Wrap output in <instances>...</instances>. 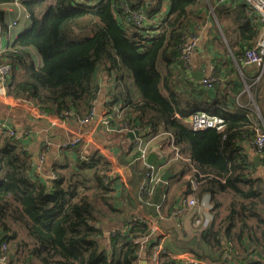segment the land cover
<instances>
[{
  "label": "trees",
  "instance_id": "1",
  "mask_svg": "<svg viewBox=\"0 0 264 264\" xmlns=\"http://www.w3.org/2000/svg\"><path fill=\"white\" fill-rule=\"evenodd\" d=\"M213 1L0 0V32L5 29V5L18 3L29 20L0 54V63L11 65L9 96L46 112L83 117L96 95L98 62L105 58L116 79L114 98L123 109L122 119L141 129L168 133L173 145L192 161L182 205L189 195L198 202L206 195L210 198L212 221L203 230L195 228L192 235L181 232L178 246L199 260L217 263L225 253L218 239L221 224L230 216L226 239L236 264H264V178L254 174L248 154L239 146L242 138H254L253 118L206 108L223 119L222 128L192 129L184 121L188 112L183 101L167 85L172 75L167 66L177 61L189 24ZM163 8L168 11L161 17ZM214 12L220 20L224 10L215 6ZM132 13L143 14L141 25L132 21ZM235 16L232 22L239 30L230 50L237 59L258 38L260 29L245 5ZM155 18L158 32L151 34ZM27 49L41 56L39 65ZM262 159L264 165V155ZM106 169L95 154L87 161L80 159L70 171L54 170L49 182L34 179L21 138L15 131L1 129L4 264H137L140 252L148 255L149 264H189L161 247L141 216H127V208L121 213L113 209L116 197L103 174ZM113 212L122 222L117 226L126 227L111 228L110 247H103L102 225ZM126 217H132L127 224Z\"/></svg>",
  "mask_w": 264,
  "mask_h": 264
},
{
  "label": "crops",
  "instance_id": "2",
  "mask_svg": "<svg viewBox=\"0 0 264 264\" xmlns=\"http://www.w3.org/2000/svg\"><path fill=\"white\" fill-rule=\"evenodd\" d=\"M243 5L241 0L224 4L215 0L213 4L201 10V16L188 26L198 37L195 49L187 65L179 55V60L167 66L172 73L167 85L183 101L182 107L188 115L196 110L209 113L206 108L211 111L221 108L230 113L247 114L253 118L255 138L257 131H264V89L257 91L253 84L264 75V66L237 64L230 50V47L236 46L239 30L238 24L233 23L232 18L236 17L235 14ZM215 6L224 10L220 20L216 14V17L208 14L209 9L214 10ZM2 8L5 29L0 32V54L29 25L28 18L24 17L25 11L18 3ZM167 11L163 8L159 14L161 17L165 16ZM252 12L258 20L257 13ZM221 23L226 29H222ZM27 51L34 64L39 65L42 60L37 51ZM239 68L243 69L242 75L249 82L250 89H247L243 82ZM258 68H261L260 73H256ZM210 73L216 74L219 81L211 89H207L203 86L202 79ZM96 80L97 91L91 102L95 114L87 121L82 122L79 115L71 113L46 112L9 96L7 99H0V124L3 129L15 131L21 138L29 153L34 179L49 182L55 177V171L63 172L66 167L70 171L76 168L80 159L87 161L96 154L100 163H105V166L116 174V179L110 182L116 197L113 209L121 213L122 209L127 208V216H141L159 245L167 249L173 257L189 264H196L197 261L200 264H211L207 260L195 258L192 252L181 249L177 244L180 242L181 232L192 235L196 229L203 230L213 217L208 195L199 201L198 209L186 207L178 215L175 214V211L182 207L185 183L193 171L192 161L180 148L173 145L172 137L168 133L141 129L122 119L123 109L114 98L116 79L105 58L98 62ZM161 91L167 95L163 86ZM188 115L184 121L192 128ZM75 138H78V141L72 143ZM254 138H242L239 146L248 154L252 162L250 168L254 169V174L264 178V154L260 155L258 164L253 160L259 155L253 146ZM138 141H141L144 147L140 148ZM143 151L144 155L141 156ZM150 154L154 157L152 163L147 161ZM165 169H169L173 176L161 184L160 176ZM129 203L132 205V211ZM104 209L110 211L106 206ZM115 213L118 212H113L110 218H106V224L102 225V234L99 237L103 247H110L109 234L113 231L111 228L120 227L123 230L126 227L117 226L122 222ZM132 217H126V224ZM195 220H199V223L196 224ZM231 222L232 218L228 216L221 224L218 239L225 253L215 264H236L226 239V230ZM172 252H175V255ZM142 263L149 264L150 259L147 254L140 252L137 264Z\"/></svg>",
  "mask_w": 264,
  "mask_h": 264
},
{
  "label": "built area",
  "instance_id": "3",
  "mask_svg": "<svg viewBox=\"0 0 264 264\" xmlns=\"http://www.w3.org/2000/svg\"><path fill=\"white\" fill-rule=\"evenodd\" d=\"M94 1V0H90ZM232 0H217V3H227ZM244 5L247 7L248 10L255 11L257 13L259 27H260V34L258 38L248 47H246L243 52L238 56L236 59L237 64H240L242 66L245 65H251V64H257L259 66H264V0H241ZM25 18H28V15L24 14ZM132 21L134 23H137V25H141V23L144 21V16L142 13H132ZM158 19L155 18L154 22V30H151V34H154L155 32H158ZM198 37L196 34L192 33L191 31H187L186 34L183 36V41L179 47V55L180 59L183 61L185 65L188 64L189 59L195 49V44ZM11 65L7 62H1L0 63V99H7L9 98V95L6 91V85L9 81V78L11 77ZM219 81V78L216 74L210 73L207 76L203 77L202 84L205 88L211 89L215 84H217ZM95 114V109L93 106L90 107L89 112L84 115L83 117H80L81 121H87L91 119ZM189 121L193 129L199 130L204 129L208 127H216L218 129H221L223 126V119L219 117L218 115L209 114L204 110H196L193 111L189 115ZM3 129V125L0 124V130ZM13 133V131H11ZM78 141V138H75L72 143H75ZM139 147L142 148V142L138 141ZM253 146L256 150V152L259 155L264 154V131H257V134L253 140ZM144 155V151L141 153V156ZM106 178L112 182L116 179V174L112 172L111 168H107L104 171ZM193 188L195 187V182L192 181ZM200 204L193 195H189L186 200L184 201L181 208H178L175 211V214H179L183 208L186 207H195ZM195 223H199V220H195ZM114 233V231H111V233ZM0 262L5 263L6 258L5 256L0 255ZM199 262L197 261L196 264Z\"/></svg>",
  "mask_w": 264,
  "mask_h": 264
},
{
  "label": "rangeland",
  "instance_id": "4",
  "mask_svg": "<svg viewBox=\"0 0 264 264\" xmlns=\"http://www.w3.org/2000/svg\"><path fill=\"white\" fill-rule=\"evenodd\" d=\"M209 13V15H213V17H216V15H215V12H214V10L212 9V8H210L209 9V11H208ZM222 41V40H221ZM261 69V68H260ZM259 68H258V71L256 72V73H260V70ZM239 71H240V73H241V76H242V80H243V82L245 83V85L247 86V89H250V85H249V82L247 81V79H244V77H243V75H242V73H243V69H240L239 68ZM254 85V88H256L257 89V91L259 90V89H264V75L263 76H261V77H259L258 78V80H256L255 81V83L253 84ZM254 96H256V95H254ZM253 96V97H254ZM174 255H175V252H172ZM6 263V262H5ZM0 264H4V263H1L0 262ZM198 264H200V263H198Z\"/></svg>",
  "mask_w": 264,
  "mask_h": 264
},
{
  "label": "water",
  "instance_id": "5",
  "mask_svg": "<svg viewBox=\"0 0 264 264\" xmlns=\"http://www.w3.org/2000/svg\"><path fill=\"white\" fill-rule=\"evenodd\" d=\"M260 158L261 156L260 155H256L253 160H254V163L255 164H258L259 161H260ZM154 160V157L152 154H150L148 157H147V161L149 163H152V161ZM173 175L170 173L169 169H165L164 173L160 176V182L161 184H163V182H166L170 177H172ZM144 264V263H142Z\"/></svg>",
  "mask_w": 264,
  "mask_h": 264
}]
</instances>
